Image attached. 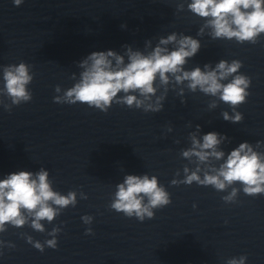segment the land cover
<instances>
[{
  "label": "clouds",
  "instance_id": "1",
  "mask_svg": "<svg viewBox=\"0 0 264 264\" xmlns=\"http://www.w3.org/2000/svg\"><path fill=\"white\" fill-rule=\"evenodd\" d=\"M23 2L13 0L17 7ZM185 4L188 11L204 20L197 36H203L207 29L213 40H235L238 44L254 45L264 34V0H180L177 11H183ZM169 45L173 47L169 48ZM122 47L125 50L123 54L114 50L94 51L80 60L77 63L82 70L79 78L73 73L71 79L75 83L67 89L56 85L54 91L57 95L53 102L86 104L104 113L113 104L157 113L163 110V101L171 86L174 91L178 89L177 94L181 97L187 89L214 98L208 105L210 109L218 107L217 101L229 105L233 114L223 111L221 115L225 121L235 124L243 120V114L236 109L246 102L251 79L240 73V60L229 62L221 59L215 67L205 64L203 70L199 66L186 70L185 65L200 51L201 41L176 32L160 37L155 46L151 40H146L144 51L134 50L131 45ZM33 79L31 66L23 61L0 66V106L10 112L13 106L30 102L33 96L28 86ZM167 130L171 132L172 128L169 126ZM199 132L200 125H196V132L189 133L190 146L181 150L182 158L188 161L183 166V179L174 178L171 185L196 183L211 186L218 192L227 191L228 194L222 196L225 203H235L241 190L248 196L264 194V152L256 150L264 142L257 141L255 146L242 142L228 152L225 159V151L219 146L228 137L212 131L198 138ZM221 160L223 162L218 167L213 163ZM175 175L179 177L180 171ZM237 184L240 187H236ZM77 196L76 190L67 194L54 190L49 171L43 167L37 172L21 170L7 174L0 179V233H5L9 227L24 226L45 233L44 222L52 224L65 209L75 207ZM79 197L88 198L82 191ZM171 202L170 193L156 175L126 174L123 182L116 185L109 208L143 222L153 219L156 209ZM81 219L86 225L93 222L90 215ZM61 231V227L54 226L47 232L51 238L43 242L24 233L21 235L35 249L43 252L45 247L57 248V237ZM92 234V228H86L85 235ZM4 247L14 248L15 245L0 240V255H3ZM246 260L247 256L241 255L228 258L226 264H246Z\"/></svg>",
  "mask_w": 264,
  "mask_h": 264
}]
</instances>
